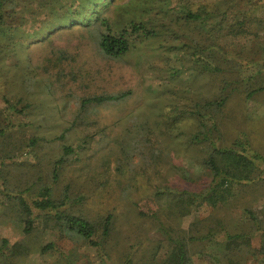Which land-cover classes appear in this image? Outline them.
<instances>
[{
  "label": "rangeland",
  "instance_id": "1",
  "mask_svg": "<svg viewBox=\"0 0 264 264\" xmlns=\"http://www.w3.org/2000/svg\"><path fill=\"white\" fill-rule=\"evenodd\" d=\"M244 1L231 0L218 38L235 60L249 65L234 79L238 91L219 114L222 141L217 146L228 147L244 132L264 158V91L245 99L249 90L259 86L257 73L264 65V7L251 10L254 3ZM135 5L136 0L111 2L92 15L91 22L101 20L92 27L57 28L48 34L42 32L44 26L36 32L29 26L2 60L0 130L5 135L0 136V246L3 240L7 245L0 250V264H167L175 242L187 245L190 264H216L213 257L223 264H264L262 236L229 253L207 241H189L217 223L230 233L251 235L245 209L264 220V185H257V190L235 189L230 201L216 208L184 204L186 213L175 208V192L194 187L180 171L195 181L204 176L206 149L188 140L195 130L192 120H180L177 130L170 126L173 105L179 108L177 116L188 117L196 102L212 100L219 89L212 80L198 77L186 58L183 67L177 65L188 49L170 45L185 44L184 37L175 41L161 32L156 39L137 42L136 49L123 58L101 54L100 32H116L133 12L141 21L154 18V13ZM239 10L252 11L245 24L247 33L236 32L234 14L241 18ZM106 19L109 27L103 24ZM228 25L235 32L226 29ZM174 69L179 71L177 82L166 87ZM250 76L243 86L241 79ZM120 93L127 97L82 106L87 98ZM65 146L72 153L64 155ZM62 156L64 163L53 177L52 165ZM43 186L51 188L55 200L66 198L67 212L97 225L95 240L100 239L101 223L111 217L101 247L44 228L42 218L24 233L9 196L20 194L30 202ZM223 235L216 232L218 238ZM47 244L54 249L43 253ZM16 245L22 253L10 256Z\"/></svg>",
  "mask_w": 264,
  "mask_h": 264
},
{
  "label": "trees",
  "instance_id": "2",
  "mask_svg": "<svg viewBox=\"0 0 264 264\" xmlns=\"http://www.w3.org/2000/svg\"><path fill=\"white\" fill-rule=\"evenodd\" d=\"M114 1L0 0V67L12 42L20 41L24 36V31L29 26L34 31H38L44 26L45 31L42 32L48 34L57 30V28L77 25L92 27L94 22L101 21L99 18H95L91 22L92 15L97 16L96 14L106 10L110 3ZM233 1L235 0H232V3ZM238 2L241 3V0H238ZM244 2L254 3L251 10L264 7V0H245ZM230 4L231 0H136L135 7L154 13V18L141 21L142 19L136 18L133 12L129 15L131 16L130 19L127 18L128 20L126 19L123 26L116 32H100L98 36L99 51L107 58L112 59L127 56L136 49L135 44L137 42L156 39L161 32L169 34L175 41H178L179 37H184L185 44L170 45L188 49V54L182 56L184 59L180 58L177 65L183 67L186 58L190 62V68L195 67L194 69L197 70L198 77H206L212 80L219 89L212 100L202 103L196 102L188 113V117L177 116L179 110L177 104L173 105L172 108L173 118L170 126H176L175 130H177L180 120H192L195 130L188 140L191 145L206 149V156L202 163L205 170L204 176L201 175L195 181L189 179L187 173L183 170L180 171L183 180L192 182L195 189L187 190V188H184L178 193L175 192L178 195L175 197L178 202L175 208L179 213L181 211L186 213L187 208L184 204L187 206L206 204L216 208L219 205L227 204L234 196L233 190L235 189L239 192H242L244 188L257 190L259 188L256 187L257 185L260 187L264 185V158L252 147L246 133H239L228 147L217 146L222 141L221 123L218 121L219 114L222 110L224 111L230 97L238 91L236 88L238 82H234V79L240 77L239 74L244 70V67L249 65L247 62H245V65H241L239 61L234 59L233 54L225 51L218 43V38L222 37L221 32L225 28L224 23L228 15L227 6ZM136 8L134 10H137ZM251 10L246 12L239 10L241 18L235 12L234 15L238 19L234 23L237 26V33L248 32L249 28L246 25L250 19ZM103 22L106 27H109L110 22L108 23L107 19ZM226 29H229L231 33L235 32L233 25H228ZM164 47L166 48V46ZM262 51L264 52V48H262ZM163 53H167V51L163 50ZM162 56L166 57V55ZM229 59L233 60L229 61ZM227 65L230 68H227ZM260 67L262 69H259L257 73L260 76L259 86H254L249 90L245 99L252 98L259 92L264 91V78L262 77L264 65ZM178 74L179 71L175 72L174 69L171 75L172 80L167 83L166 87L177 82L176 77ZM251 77L241 79L243 86L248 84ZM174 89H177V87H174ZM175 94L176 97H179L176 91ZM125 97H127V94L124 93L95 96L83 100L82 106L118 102L123 98L125 99ZM3 135H5V131L0 130V136ZM137 136H141V134ZM63 151L64 155L72 153V149L67 146L63 148ZM64 160L65 158L62 156L61 159L53 163L51 174L53 177L58 174ZM29 188H27V191H29ZM12 197L9 196L11 200L9 202H13L12 209L17 214V221L24 226V233L31 231L35 219L42 218L41 222L44 228L60 230L67 237L87 242L91 247H101L109 235L111 220L109 215L101 223L100 239L95 240L98 231L97 225L95 226L94 223L83 216L63 209L66 198L55 200L49 186L41 187L37 198L30 202L20 194ZM245 213L253 227L251 235L248 236V233H230L222 229V225L217 223L206 228L204 234L198 237H190L189 241H207L223 248L225 253L232 250L240 251L249 244L250 239L264 237V220H258L249 209H245ZM219 230L224 232L221 238L216 236V232ZM2 242L0 250L7 245L6 240ZM53 249V244H47L41 251L46 253ZM187 250V245L184 242H175L167 264H190V260L187 258ZM21 253L19 245H16L10 256ZM213 261L216 264H223L218 257H213Z\"/></svg>",
  "mask_w": 264,
  "mask_h": 264
}]
</instances>
